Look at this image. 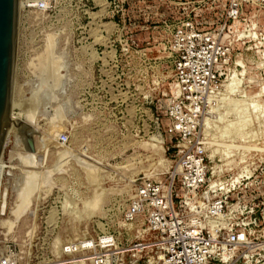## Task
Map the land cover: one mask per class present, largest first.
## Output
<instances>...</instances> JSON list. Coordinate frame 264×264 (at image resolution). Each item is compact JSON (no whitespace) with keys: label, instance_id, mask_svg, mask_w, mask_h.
Wrapping results in <instances>:
<instances>
[{"label":"rangeland","instance_id":"rangeland-1","mask_svg":"<svg viewBox=\"0 0 264 264\" xmlns=\"http://www.w3.org/2000/svg\"><path fill=\"white\" fill-rule=\"evenodd\" d=\"M176 1L19 0L11 100L19 120L3 144L0 244L15 245L21 263L79 264L63 244L123 231L134 185L170 181L180 137L168 116L178 100L171 25L184 9L201 12L211 31L224 24L221 5ZM243 18L220 32L234 46L231 76L202 114L209 171L201 190L231 179L234 192L258 194L264 207V6L249 3ZM233 77L236 89L224 91ZM134 253L117 264H146L145 250L140 260Z\"/></svg>","mask_w":264,"mask_h":264},{"label":"built area","instance_id":"built-area-1","mask_svg":"<svg viewBox=\"0 0 264 264\" xmlns=\"http://www.w3.org/2000/svg\"><path fill=\"white\" fill-rule=\"evenodd\" d=\"M201 2L207 8L221 5L224 24L211 31L202 25L201 12L184 9L171 25L168 48L178 100L169 107L168 116L180 137L173 144L176 160L170 181L145 177L137 182L122 212L126 228L66 242L62 255L73 262L117 264L124 251H136L132 256L140 260L145 250L146 264H264L263 204L254 202L258 194L234 192L231 179L201 190L209 166L200 130L213 90L231 76L234 46L220 32L229 22L237 30L248 4L264 6V0L192 3ZM59 139L68 138L61 134ZM17 249L11 242L0 244V264H25Z\"/></svg>","mask_w":264,"mask_h":264},{"label":"water","instance_id":"water-1","mask_svg":"<svg viewBox=\"0 0 264 264\" xmlns=\"http://www.w3.org/2000/svg\"><path fill=\"white\" fill-rule=\"evenodd\" d=\"M19 0H0V162L10 121ZM33 149V139L27 137Z\"/></svg>","mask_w":264,"mask_h":264},{"label":"bare ground","instance_id":"bare-ground-1","mask_svg":"<svg viewBox=\"0 0 264 264\" xmlns=\"http://www.w3.org/2000/svg\"><path fill=\"white\" fill-rule=\"evenodd\" d=\"M20 5L19 6H21V2L19 3ZM29 5V4H28ZM235 76V75H234ZM236 77V76H235ZM232 78V77H231ZM236 79V78H235ZM234 79V77H233V79L231 80V81H228V83L226 82L225 84H224V91H228L229 93H232V92H234V89H236V86H237V83L239 82V80L237 81V80H235ZM218 107H216V109H217ZM238 116V115H237ZM242 116V115H241ZM208 117V116H207ZM239 117V116H238ZM237 117V118H238ZM207 119V118H206ZM208 119H209V117H208ZM242 119H244V118H242ZM16 121V120H19V117H18V115H15V113H13V111L11 112V110H10V121ZM13 121V122H14ZM247 122V121H246ZM209 123H210V120H209ZM235 125V124H234ZM8 127V126H7ZM237 127H239V125L237 126ZM242 127V126H241ZM11 128H9V130H10ZM8 130H7V128H6V131H5V137H6V132H7ZM27 131V130H26ZM10 132V131H9ZM26 132L24 131V134H25ZM29 133H30V131H29ZM9 135V134H8ZM22 135V134H21ZM30 135H28L27 137H29ZM5 137H4V141H3V144H5ZM22 137V136H21ZM23 138H24V136H23ZM22 138V139H23ZM21 139V140H22ZM26 140V139H25ZM27 145L29 146V144H28V142H27ZM26 146V145H25ZM3 147H4V145H2V152H1V162H0V183H1V176L4 174V172H5V170H6V168H7V166H9V164H7L8 163V161H6V160H4V158H3ZM30 147V146H29ZM27 150V149H26ZM228 153V152H227ZM227 153H224V154H222L223 155V157L225 158V157H229V156H227ZM28 155V154H27ZM226 160H228V159H226ZM227 162H229V160L228 161H226V163ZM34 165V164H33ZM36 165V164H35ZM29 166V165H28ZM37 166V165H36ZM35 166V167H36ZM40 166V165H39ZM34 167V168H35ZM29 168V167H28ZM219 169V167H216L215 169ZM51 169H53V168H51ZM215 169L213 170V171H215ZM36 170H37V168L35 169V171L34 172H36ZM215 173V172H214ZM35 174V173H34ZM39 177V176H38ZM235 178V177H234ZM38 180V179H37ZM38 181H40V180H38ZM214 182H216V181H214ZM214 182H212V184L214 183ZM38 183V182H37ZM49 183H51V182H49ZM35 184V183H34ZM33 186V185H32ZM36 186V185H35ZM49 186V185H48ZM33 189V188H32ZM34 190V189H33ZM31 193V192H30ZM97 195V194H96ZM17 199V198H16ZM95 201V200H94ZM25 203V202H24ZM98 203V202H97ZM95 205H96V203H94ZM88 206V205H87ZM98 206V205H97ZM96 206V207H97ZM29 208V207H28ZM92 209V208H91ZM87 210V209H86ZM70 212H71V208H70V210H69ZM91 211V210H90ZM93 211V210H92ZM11 222V221H10ZM9 225H11V224H9ZM8 226V225H7ZM8 229H10V228H8ZM7 229V230H8ZM11 231V230H10Z\"/></svg>","mask_w":264,"mask_h":264}]
</instances>
